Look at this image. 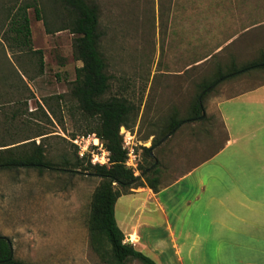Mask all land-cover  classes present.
Here are the masks:
<instances>
[{
    "label": "rangeland",
    "instance_id": "374dc122",
    "mask_svg": "<svg viewBox=\"0 0 264 264\" xmlns=\"http://www.w3.org/2000/svg\"><path fill=\"white\" fill-rule=\"evenodd\" d=\"M86 1L98 10L99 48L109 76L104 97L123 96L135 106L130 127L119 129L120 134L122 127L131 132L138 155L134 173L140 175L138 165L150 167L155 158L159 190L188 171L205 176L202 182L187 177L174 187L170 193L178 202L164 204L165 215L156 200L148 198L146 186L121 195L115 218L124 238L157 264H264L234 258H250V249L231 254L228 246L209 241L197 246L195 255L196 246L171 239L179 234L181 222L194 227L212 223V201L184 200L202 191L201 183L206 186L202 196L212 194V161L201 163L226 138L217 101L261 84L264 70H243L205 90L202 117L191 118L193 105L202 85L219 71L240 69L264 53V0ZM26 2L35 3L40 15L37 18L32 6L27 9L32 49L14 45L6 33L5 8L13 12ZM69 16L61 0H0V144L17 141L4 146L9 147L34 139L45 145L53 166L62 160L74 162L78 148L73 138L90 135L94 152L100 157L104 150L88 132L91 120L81 114L71 94L81 61L73 52L75 34L64 28ZM172 119L182 122L162 136ZM144 147L152 148L150 157ZM99 181L78 169H0V234L9 238L14 256L30 264H108L89 241L90 204ZM151 211L154 220L171 226L165 234V229L146 224L148 218L143 217ZM127 264L141 263L130 259Z\"/></svg>",
    "mask_w": 264,
    "mask_h": 264
},
{
    "label": "trees",
    "instance_id": "16d2710c",
    "mask_svg": "<svg viewBox=\"0 0 264 264\" xmlns=\"http://www.w3.org/2000/svg\"><path fill=\"white\" fill-rule=\"evenodd\" d=\"M70 13L67 24L74 36L73 52L81 66L76 68V77L71 87V94L78 102L82 115L91 120L88 132L94 133L102 147L108 151V164L91 163L90 155L81 157L75 151L74 162L62 160L58 166L52 164L47 158L45 145L36 143L34 139L15 144H0V169L24 168L39 171L55 167L59 172L81 170L83 173L96 175L100 181L95 188L88 219L90 245L100 252L108 264H127L130 259H137L141 264H157L150 256L135 248L131 243L124 241L123 231L115 218V204L123 194L131 192V188L147 186L154 192L158 189V173L156 163L150 167L139 164L140 175H136L131 166L126 165L127 151L123 148V137L119 129L121 126L130 127L129 120L133 117L135 106L123 96L104 97L109 89V76L106 72V62L99 48L100 32L98 29V10L96 5L89 4L86 0H61ZM32 6L39 18V9L35 3L26 2L15 7L7 15V32L14 45L21 48H31V29L27 9ZM5 10V11H6ZM11 12V14H10ZM41 53L40 49L34 50ZM40 66L43 65L40 56ZM264 70V53L247 63L242 68L229 67V72H218L215 79L204 83L203 90L196 103L193 105L191 118L201 115L202 106L200 98L202 93L218 82L220 79L234 76L243 70ZM264 83V82H262ZM182 121L174 119L162 129L161 135L170 134ZM40 133L39 135H43ZM26 138L27 139H30ZM77 148V147H76ZM150 147H144V154L150 157ZM147 172L152 173L149 176ZM0 264H30L17 258L13 254L12 245L4 235L0 234Z\"/></svg>",
    "mask_w": 264,
    "mask_h": 264
},
{
    "label": "crops",
    "instance_id": "0c3cea01",
    "mask_svg": "<svg viewBox=\"0 0 264 264\" xmlns=\"http://www.w3.org/2000/svg\"><path fill=\"white\" fill-rule=\"evenodd\" d=\"M217 109L226 131V138L220 148L201 163L212 161V194L202 196L201 192H204L206 186L201 183L199 187L202 191L184 200L185 203L203 199L206 202L212 201V223L207 227L204 224L190 226L181 222L183 220L178 213L177 219L181 222L179 234H171V239L173 242L176 239L182 245L196 246L195 255L200 251L199 245L211 244V241L216 247L228 246L231 254H235L237 249L252 250L250 258L234 257L237 260L264 262V83L218 100ZM187 177H194L193 180L202 182L205 176L194 175V172L188 171L172 178L157 192L147 186L143 188L148 198L156 200L160 207L158 209H162L165 215L163 208L166 203L174 206L178 202L170 191ZM143 218H148V227L165 229L162 232L164 234L171 227L154 220L152 211ZM164 224L165 227L162 226ZM125 239L129 241L126 236ZM216 247L213 248L214 251ZM151 258L156 262L154 257ZM195 258L199 261L197 256Z\"/></svg>",
    "mask_w": 264,
    "mask_h": 264
},
{
    "label": "built area",
    "instance_id": "2783aa9c",
    "mask_svg": "<svg viewBox=\"0 0 264 264\" xmlns=\"http://www.w3.org/2000/svg\"><path fill=\"white\" fill-rule=\"evenodd\" d=\"M123 128V132L121 133L123 135V148L126 149L127 151V159H126V165L128 166H133V167H137V158L138 155L137 153H135L134 151V147L130 142L131 139V132L127 129ZM94 135V134H93ZM89 137H91L90 135L88 136H82L81 138H73L72 141L73 143H75V145H77L78 148V153L80 156H83L84 154H89L90 155V161L91 163L95 164V163H99V164H108V151H106L105 149L102 151L101 156L99 157L97 152H94L93 147H91V144L89 142ZM98 139V138H97ZM95 140V139H94ZM124 241H126V239L124 238Z\"/></svg>",
    "mask_w": 264,
    "mask_h": 264
},
{
    "label": "water",
    "instance_id": "95a60500",
    "mask_svg": "<svg viewBox=\"0 0 264 264\" xmlns=\"http://www.w3.org/2000/svg\"><path fill=\"white\" fill-rule=\"evenodd\" d=\"M202 115H203V112L201 113L200 116L202 117ZM149 153L152 154V148H149ZM156 162H157V160L154 158V163H156Z\"/></svg>",
    "mask_w": 264,
    "mask_h": 264
},
{
    "label": "bare ground",
    "instance_id": "6f19581e",
    "mask_svg": "<svg viewBox=\"0 0 264 264\" xmlns=\"http://www.w3.org/2000/svg\"><path fill=\"white\" fill-rule=\"evenodd\" d=\"M97 139H95V141H96Z\"/></svg>",
    "mask_w": 264,
    "mask_h": 264
}]
</instances>
